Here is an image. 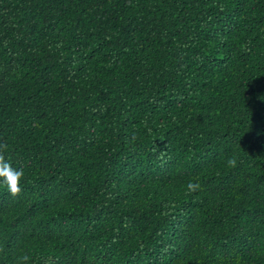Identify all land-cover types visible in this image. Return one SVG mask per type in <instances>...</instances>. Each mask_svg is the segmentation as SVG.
I'll return each instance as SVG.
<instances>
[{"label": "trees", "instance_id": "trees-1", "mask_svg": "<svg viewBox=\"0 0 264 264\" xmlns=\"http://www.w3.org/2000/svg\"><path fill=\"white\" fill-rule=\"evenodd\" d=\"M0 154V264H264V0H0Z\"/></svg>", "mask_w": 264, "mask_h": 264}, {"label": "clouds", "instance_id": "clouds-1", "mask_svg": "<svg viewBox=\"0 0 264 264\" xmlns=\"http://www.w3.org/2000/svg\"><path fill=\"white\" fill-rule=\"evenodd\" d=\"M6 148V145L4 146ZM234 161L230 160L229 164L234 165ZM23 170L14 169L10 163L6 162L4 156L0 154V178L3 179L7 186L8 191L12 196H17L20 191V180L23 178ZM189 189L195 190L198 185L190 183L188 185Z\"/></svg>", "mask_w": 264, "mask_h": 264}]
</instances>
